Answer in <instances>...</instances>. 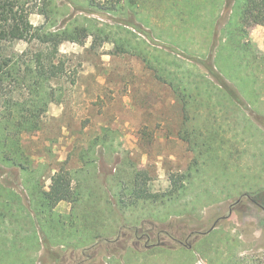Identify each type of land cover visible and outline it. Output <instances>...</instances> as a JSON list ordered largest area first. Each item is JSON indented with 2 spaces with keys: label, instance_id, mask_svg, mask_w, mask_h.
Instances as JSON below:
<instances>
[{
  "label": "rangeland",
  "instance_id": "obj_1",
  "mask_svg": "<svg viewBox=\"0 0 264 264\" xmlns=\"http://www.w3.org/2000/svg\"><path fill=\"white\" fill-rule=\"evenodd\" d=\"M88 1L50 0L49 30L73 36L55 58L63 74L39 90L52 101L37 132L3 120L24 88L0 89V264H264V53L252 27L227 38L230 0ZM20 2L29 26L44 23L40 0ZM42 51L18 40L1 55ZM57 173L75 192L50 207Z\"/></svg>",
  "mask_w": 264,
  "mask_h": 264
},
{
  "label": "trees",
  "instance_id": "obj_2",
  "mask_svg": "<svg viewBox=\"0 0 264 264\" xmlns=\"http://www.w3.org/2000/svg\"><path fill=\"white\" fill-rule=\"evenodd\" d=\"M43 3L37 14L44 17V23L37 27H31L26 23L27 14L20 0H0V89L4 84L20 86L24 88L25 97L13 99L10 97L4 106L3 120L17 132L18 135L37 132L41 126V115L46 111L52 96H39L42 89L50 80L63 74V65L55 62L60 45L73 35L64 31H50L51 22L50 0H40ZM92 7L96 5L92 0L88 1ZM232 19L230 20L231 32L243 33L245 27H264V0H230ZM119 3L108 5L109 11L117 9ZM230 6V5H229ZM50 23V24H49ZM48 24V25H47ZM234 33V34H236ZM67 34V35H66ZM23 40L37 43L45 47V51L33 55L26 61L22 57L27 52L13 54L4 58L1 50L4 44ZM209 73L215 77L220 85L224 83L212 68ZM73 84V83H72ZM225 86V85H224ZM49 192L44 194V199L51 207L61 201L69 202L74 195L71 181L67 173H57L52 179ZM152 196V195H149ZM144 191L138 192L137 199H148ZM131 234L134 239L148 237V232L142 228H133ZM166 235V234H165Z\"/></svg>",
  "mask_w": 264,
  "mask_h": 264
},
{
  "label": "crops",
  "instance_id": "obj_3",
  "mask_svg": "<svg viewBox=\"0 0 264 264\" xmlns=\"http://www.w3.org/2000/svg\"><path fill=\"white\" fill-rule=\"evenodd\" d=\"M249 35H250V38H251L250 40H252L253 42H255L256 45H257V48L261 52L264 53V27L263 26H253L251 28V30H250ZM61 204H63L64 206H66L65 205V202L64 201H61V202H59L58 207H60ZM61 208H65V207H61ZM229 213H228V215H229ZM212 228H214V225H213Z\"/></svg>",
  "mask_w": 264,
  "mask_h": 264
},
{
  "label": "flooded vegetation",
  "instance_id": "obj_4",
  "mask_svg": "<svg viewBox=\"0 0 264 264\" xmlns=\"http://www.w3.org/2000/svg\"><path fill=\"white\" fill-rule=\"evenodd\" d=\"M136 241H139L140 243H141V239H138V240H136ZM143 242H144V244L146 245V246H148V247H154V246H156V245H158V241H157V244H150L149 243V237H145V239L143 240ZM181 246V245H180Z\"/></svg>",
  "mask_w": 264,
  "mask_h": 264
}]
</instances>
